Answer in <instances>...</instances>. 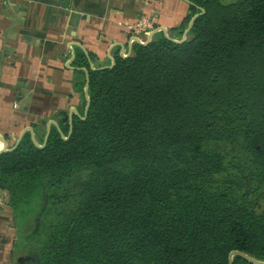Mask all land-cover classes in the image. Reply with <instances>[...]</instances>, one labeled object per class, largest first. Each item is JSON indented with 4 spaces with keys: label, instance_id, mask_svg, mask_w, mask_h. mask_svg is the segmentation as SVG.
Instances as JSON below:
<instances>
[{
    "label": "trees",
    "instance_id": "obj_1",
    "mask_svg": "<svg viewBox=\"0 0 264 264\" xmlns=\"http://www.w3.org/2000/svg\"><path fill=\"white\" fill-rule=\"evenodd\" d=\"M187 1L184 41L159 32L96 68L75 49L88 109L0 153L17 222L58 216L29 264L264 261V0Z\"/></svg>",
    "mask_w": 264,
    "mask_h": 264
},
{
    "label": "crops",
    "instance_id": "obj_2",
    "mask_svg": "<svg viewBox=\"0 0 264 264\" xmlns=\"http://www.w3.org/2000/svg\"><path fill=\"white\" fill-rule=\"evenodd\" d=\"M188 14L187 0H0V145L14 146L29 127L39 139L42 125L46 138L59 112L80 110L87 74L72 64L75 49L91 54L92 67L108 66V54L128 46V23L147 15L169 30ZM18 228L0 189V264H19Z\"/></svg>",
    "mask_w": 264,
    "mask_h": 264
},
{
    "label": "rangeland",
    "instance_id": "obj_3",
    "mask_svg": "<svg viewBox=\"0 0 264 264\" xmlns=\"http://www.w3.org/2000/svg\"><path fill=\"white\" fill-rule=\"evenodd\" d=\"M224 2H230L233 0H222ZM186 31V29H185ZM184 31V33H185ZM182 31L178 28L176 30L169 29V34L176 37V39H181L183 34ZM80 109L85 108V102L83 97V102L79 104ZM68 113V112H67ZM70 113V112H69ZM41 133L38 135L40 139L44 137L45 133V125L40 126ZM36 136V135H35ZM207 150L220 152L224 155L228 156V160H231L235 158V163L238 162V158L241 157V154H239L240 150L237 149L236 146L230 145L226 142H218V143H210L206 145L205 147ZM227 160V161H228ZM85 171H79L75 173V180L72 181L68 189L73 190L76 183H78V179L85 176ZM71 187V188H70ZM36 204H35V211L39 210L41 211L40 202H39V195L36 196ZM10 203V201H9ZM34 212V211H33ZM31 215V216H30ZM56 212L50 211V212H44L40 217L36 216V213H30L26 217L20 216L18 223V229H19V247H18V260L19 264H29L31 263L32 259L29 258L32 256L30 253L31 251L38 250L41 240L45 237V232H47L48 227L51 222L57 219Z\"/></svg>",
    "mask_w": 264,
    "mask_h": 264
},
{
    "label": "built area",
    "instance_id": "obj_4",
    "mask_svg": "<svg viewBox=\"0 0 264 264\" xmlns=\"http://www.w3.org/2000/svg\"><path fill=\"white\" fill-rule=\"evenodd\" d=\"M127 33H128V41L127 45L124 46L120 53L123 56H128L132 46L136 43L146 44L159 32H163L165 35H169V30L166 27L158 24L154 17L143 15L137 19L136 22L128 23L126 25ZM185 34V33H184ZM183 34L181 39H176L177 41H181L185 38ZM187 37V36H186ZM109 59L114 61L113 52L108 54Z\"/></svg>",
    "mask_w": 264,
    "mask_h": 264
},
{
    "label": "water",
    "instance_id": "obj_5",
    "mask_svg": "<svg viewBox=\"0 0 264 264\" xmlns=\"http://www.w3.org/2000/svg\"><path fill=\"white\" fill-rule=\"evenodd\" d=\"M79 14L77 12H74L72 14V24L75 26L77 24V19H78V16ZM194 17L192 18L191 22H190V25L189 27L186 29L185 31V38H183L181 41H184L186 39V36H187V33L189 32L190 30V27L192 25V21H193ZM166 36H169V35H166ZM181 41H178V42H181ZM88 90H89V84L87 83L86 87H85V92H86V95H87V98H88V103H87V107L86 109H88L89 107V97H88ZM87 111V110H86ZM76 112L77 113V109L76 108H72L71 110V113H70V117L73 115V113ZM52 125H58L57 121L56 120H50L49 123H48V132H47V135H46V138H45V141L47 140V137L49 135V132H50V129H51V126ZM30 131H32V136H33V140L34 142L38 145V146H43L42 144H39L37 139H36V136H35V133L33 132V129L31 127L28 128ZM25 134V132L23 134H21L20 138L18 139V141L16 142V144L12 147H6V145H3V147L0 149V153L3 152V151H6V150H9V149H12L14 148L18 143L19 141L21 140V138L23 137V135ZM45 143V142H44ZM234 255H240L244 258H247L248 260L256 263V264H264V261H260V260H257L251 256H249L248 254L244 253V252H241V251H235V252H232L231 255H230V263L229 264H233V257ZM29 258L33 259V256H30Z\"/></svg>",
    "mask_w": 264,
    "mask_h": 264
},
{
    "label": "snow or ice",
    "instance_id": "obj_6",
    "mask_svg": "<svg viewBox=\"0 0 264 264\" xmlns=\"http://www.w3.org/2000/svg\"><path fill=\"white\" fill-rule=\"evenodd\" d=\"M3 147V145H0V148H2Z\"/></svg>",
    "mask_w": 264,
    "mask_h": 264
},
{
    "label": "bare ground",
    "instance_id": "obj_7",
    "mask_svg": "<svg viewBox=\"0 0 264 264\" xmlns=\"http://www.w3.org/2000/svg\"><path fill=\"white\" fill-rule=\"evenodd\" d=\"M2 144V143H1Z\"/></svg>",
    "mask_w": 264,
    "mask_h": 264
}]
</instances>
